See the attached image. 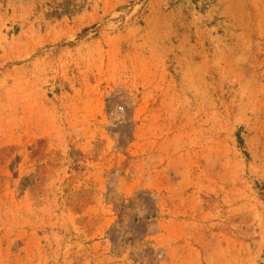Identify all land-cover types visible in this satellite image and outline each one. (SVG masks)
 I'll list each match as a JSON object with an SVG mask.
<instances>
[{
    "label": "rangeland",
    "instance_id": "374dc122",
    "mask_svg": "<svg viewBox=\"0 0 264 264\" xmlns=\"http://www.w3.org/2000/svg\"><path fill=\"white\" fill-rule=\"evenodd\" d=\"M0 264H264V0H0Z\"/></svg>",
    "mask_w": 264,
    "mask_h": 264
}]
</instances>
